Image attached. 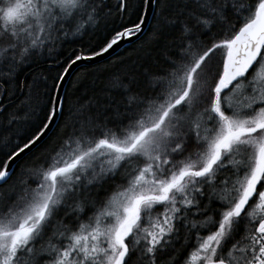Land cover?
Wrapping results in <instances>:
<instances>
[{
    "label": "snow or ice",
    "instance_id": "snow-or-ice-1",
    "mask_svg": "<svg viewBox=\"0 0 264 264\" xmlns=\"http://www.w3.org/2000/svg\"><path fill=\"white\" fill-rule=\"evenodd\" d=\"M0 264H264V0H0Z\"/></svg>",
    "mask_w": 264,
    "mask_h": 264
},
{
    "label": "trees",
    "instance_id": "trees-1",
    "mask_svg": "<svg viewBox=\"0 0 264 264\" xmlns=\"http://www.w3.org/2000/svg\"><path fill=\"white\" fill-rule=\"evenodd\" d=\"M86 39H87V37H86Z\"/></svg>",
    "mask_w": 264,
    "mask_h": 264
}]
</instances>
